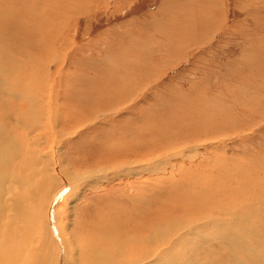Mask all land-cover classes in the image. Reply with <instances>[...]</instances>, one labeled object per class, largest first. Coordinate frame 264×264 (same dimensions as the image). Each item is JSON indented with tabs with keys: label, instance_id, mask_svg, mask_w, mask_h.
<instances>
[{
	"label": "rangeland",
	"instance_id": "1",
	"mask_svg": "<svg viewBox=\"0 0 264 264\" xmlns=\"http://www.w3.org/2000/svg\"><path fill=\"white\" fill-rule=\"evenodd\" d=\"M6 1L0 0V59L24 86L34 71L24 64L45 58L49 69L33 97L53 114H69L55 124L37 100L38 112L29 113L33 135L24 138L57 178V190L64 185L52 192L51 217L68 238L89 227L84 237L93 244L95 226L115 235L169 223L177 229L174 260L187 263L193 251V264H241L238 253L264 234V0H31L27 7ZM2 74L0 104H8L25 93ZM122 90L124 99L108 108ZM13 179L5 180L9 200ZM34 209L38 233L47 209ZM20 223L8 239L15 251ZM76 239L67 253L81 259L92 245L84 250L82 235ZM110 253L106 264L121 263L117 256L110 262Z\"/></svg>",
	"mask_w": 264,
	"mask_h": 264
},
{
	"label": "bare ground",
	"instance_id": "2",
	"mask_svg": "<svg viewBox=\"0 0 264 264\" xmlns=\"http://www.w3.org/2000/svg\"><path fill=\"white\" fill-rule=\"evenodd\" d=\"M23 2L25 4L24 5L25 7H27V4H33L31 0H27V1L23 0ZM8 3H10V2L8 1ZM17 3H19V2H17ZM70 3L72 4L73 2H70ZM7 4H6V6H7ZM77 4H75V5L78 6ZM1 5H2V3H1ZM11 7H12V5H11ZM15 9H17V7ZM74 10H76V9H74ZM62 20H64V19H62ZM71 20H72V17H71ZM61 26H62V24H61ZM64 29H66V28H64ZM61 43H63V42H61ZM54 51H56V50H54ZM54 51L52 53V57L56 61V60H58L59 55L57 53L54 54ZM19 56H20V54H19ZM37 57L32 60L33 62L32 61L29 63L26 62V64H24V65L32 66L33 70H34L33 72H30V71H29V73L27 72V74L30 76V81H27L26 84H24V86L19 84L20 81L19 82L17 81L18 75H19L17 73V71H16V76H15L16 79H15L13 77L12 73L9 72L7 70V68L5 67V64H4V61L2 60V58L0 59V72L5 73L7 75V77H9V81L12 84L15 83L14 86H15L16 91L21 90L25 93V94H23L22 97L18 98V96L16 95L19 93L18 92L15 94L17 96V98H14V96H15L14 95L13 96L14 100L12 102L10 101L8 104H6L7 102L5 104H3L4 102H2L0 104V235L2 236L1 238L3 240L0 244V264H106L105 261L107 262L108 257H109V255L107 254L108 252L109 253L111 252L110 254H112L111 259L109 258V260H111L110 262L113 263L114 261L112 259L116 258V256L119 257L121 260V263H115L114 262L113 264H191L192 261L194 262V257H193L194 255H192L193 251L190 252L191 255L188 257L189 260H187L188 261L187 263H182L181 258H177V261H176V259L174 260V258H175L174 253L175 252L174 253L171 252V250L174 249V247H175V245H174L175 243H173L172 233L177 232V229L175 231H173V229L175 227L173 224H172L173 226L169 225V223L168 224L161 223L162 224L161 226H149V227H144V226H142L144 224H141L136 229V231L131 233V234H124V230H123V232H121V231L115 232V235L111 234L112 232H109L106 229L107 226L102 224L103 228L101 227L100 228L101 230L99 229L98 233H97L96 229L99 226H95V229H94L95 233L93 236L94 237L93 244H91L92 243L91 236L87 235L84 237V235L86 234L87 231H89L90 228L89 227H87V228L82 227L83 229H81V231L79 232L80 233L79 235H82V237H83V240L80 239V241H83V243L81 242L82 246L84 245L82 249L85 250L84 247L91 246V245H92L91 248L93 247V249L88 248V250H87V248H86V250L83 251V253L81 250L79 253L80 256L83 254V256H82L83 258H81V259L78 258V255L76 253H73L74 258L72 257V255H71V257L68 256L67 252L69 251V247H70L69 243L72 241L73 242L76 241L77 240L76 238H79V235L76 234L77 235L76 237H73L71 235L70 239H69L68 236L66 235V233L64 232V227L62 226V224H58L59 223L58 217H56V216H54V218L51 217L52 216L51 215V206H53L55 204V201H56L55 198L57 196L56 195L57 193L52 194V192L54 190L58 193L61 192V190H63L61 187H63L64 185L60 186L59 189L57 190L58 185H59L56 182L57 178L52 175L53 173L52 174H50L51 172L49 173L48 168L45 166L46 163H42L41 159L40 158L38 159L36 157V151L37 150L35 149V147H34V150H36V151H34L32 154L30 149H29L30 148L29 146H31V145H28L25 142L26 140H24V138H25L29 141L28 138H30L33 135L32 133L34 131L33 126L31 125V122H30L29 113L38 112L37 109L41 105L40 107L42 109L41 108L40 109L43 111L44 114H46V108H47L46 106L49 105V103H48L45 106V104H44L45 102L42 103V100L40 103L41 98L39 99V98L33 97V93H35L33 91H35V89H36L35 88L36 82L41 81L42 75H46L47 71L49 69L47 64L45 62H43V60L45 58L41 59L42 56H40V58L38 59ZM20 64H21V62H20ZM24 69H25V71H27L26 67H24ZM16 70H17V68H16ZM22 71L23 70H21V72ZM5 74H2V75H5ZM22 74H24V73H22ZM47 80H49V79H47ZM41 82H39L40 87L42 85ZM0 89H1V87H0ZM13 89H14V87H13ZM9 90H10V88H9ZM43 91L44 90L41 87L40 92H43ZM105 91H107V89H105ZM13 92H15V90ZM44 94L46 95V93H44ZM44 94H41V95L44 99H46V96ZM112 94L115 96H113V98H111V97L109 98L110 103H109V101L107 102V104L109 105L108 108H115L117 106V104L120 103L124 99V90H122L121 92L120 91L114 92ZM10 97H11V95H10ZM37 97H38V95H37ZM16 100L17 101L22 100L24 102V104L19 106V105H17ZM37 100H39L40 105H36ZM19 104H21V103H19ZM82 108L85 110L84 112L86 114L87 113L86 111L88 110V106H84ZM79 111H81V110H79ZM91 112H94V111H91ZM88 113H90V112H88ZM104 113H106V111H102V112L98 111L97 112V114H103V115H104ZM72 115L73 116H71V119H78L79 121H81L80 120L81 117L78 115V113L72 112ZM88 115H90V114H88ZM52 116H53V118H52ZM44 117H46V115ZM49 117L52 118V121L54 123L56 121L55 124H57V122H58L57 120L58 119L61 120V118H62L61 122L70 120L68 112L66 113V115H64L63 113L60 114L59 112H56V114H53L47 108V118H49ZM37 121H38V119H37ZM38 122L40 125L43 124V123H41V121H38ZM43 127H45V126H43ZM39 130H42V128L41 129L39 128ZM32 140L34 142V145L36 144L35 146L38 147L40 145L36 140L34 141L33 137H32ZM38 140H40V139L38 138ZM35 142H37V143H35ZM120 157H124V155H121ZM43 161H45V160H43ZM41 163L43 164V169L40 168L41 165H39V164H41ZM15 174L17 175V177L19 174H23L24 177H23V179L17 178V177H15ZM8 176H10L11 179L15 178V180L13 179L14 186H15L14 188H13V186H10L8 184L10 186V190H8V191H14L15 192V193L12 192L13 193L12 195H14V197H12L11 200L8 199L10 197V194L7 197H5V195H4L5 190H6L5 189V180H6V177H8ZM8 180H10V179L8 178ZM7 182H9V181H7ZM6 186H7V184H6ZM255 197L256 196H254V198ZM202 201H203V199H202ZM30 202H31V204H30ZM252 202H254V201H252ZM262 202H263V200H262ZM262 202H260V203H262ZM248 204H251V203H248ZM256 204H258V203H256ZM34 206H37L38 210L42 209L44 212H45V207L47 209L46 213L41 214L40 217L38 216L40 218V220L38 219V221L39 222L41 221V223L43 224L42 227L38 230L39 231L38 233L36 232V229L32 228V224H34L33 218H35L37 215V214L36 215L34 214L37 211V209H34ZM209 206H210V204H209ZM252 208H254V207H252ZM8 213H10V215ZM256 214H255V216L258 215V214L257 215ZM258 216H260V215H258ZM3 218H5V220H2ZM20 221L25 222V227L22 228V231L20 232L21 235L20 236L18 235L19 239H20V241L19 240L18 241H19V245H21V248H20V250L15 251L12 248L13 243L8 239L10 236L14 237V234H16V232L21 230V227L19 226V225H21ZM53 222H55V225L57 226V229L59 231H57V229L55 230L53 228V227H55L52 224ZM183 222L185 223V221H183ZM178 223H177V226L183 225V224L181 225ZM83 225H85V224H83ZM186 225H187V229H186L185 233H187V235H184V237H186L187 239L193 238V236L189 235V234L193 233L192 231H190L191 229L189 230V228L191 226L190 223L186 222ZM249 226H251V224ZM27 227H28V230H27ZM247 227H245V228H247ZM178 228H180V227H178ZM182 228H185V227H182ZM198 228H199V226H198ZM252 229H254V228H252ZM103 230H104V233H103ZM112 230H114V229H112ZM262 230L257 235V237L254 235L256 237L255 242L253 241L254 243L250 244L247 251H244V250H242L240 252L238 251L239 256H237V257L241 258V255H244L243 259L241 258L243 260V262H241V264H264V234H263ZM106 232H107V234H109L108 236L105 234ZM261 232H262V235H260ZM127 233H129V232H127ZM227 233H230V232L227 231ZM233 234H234V232H233ZM230 237H232V236L230 235ZM59 239H61V240H59ZM179 239H180V237H179ZM181 239H183V238H181ZM189 239H188V241L190 242ZM221 239H226V238L223 237ZM236 239H239V238H236ZM26 240H28V242ZM242 240H244V239H242ZM259 240L260 241L263 240V241L259 242ZM4 241H6V242H4ZM30 241L32 244H30ZM177 241H179V240H177ZM191 241H192V239H191ZM195 241L196 240L194 239L192 242L195 243ZM204 241H206V239ZM215 241H216V239H215ZM217 241H216V243H218ZM181 242H180V245H182ZM28 243L30 244V250L26 251V248L29 246ZM60 243H63V246H60L61 245ZM232 243H233V241H232ZM196 244L199 245V244H203V243L201 241L200 243H196ZM187 245L190 246L191 244H187ZM187 245H185V248L183 251H185L186 247H188ZM191 246H193V244ZM247 246H248V244H247ZM5 247H7V248L5 249ZM55 248L58 250L54 251ZM89 249H91L92 251H90ZM233 249H231V250H233ZM181 250L182 249L180 248V251ZM187 250H188V248H187ZM204 250H206V249H204ZM233 251H235V250H233ZM230 252H232V251H230ZM182 253H185V252H182ZM182 253H180V254H182ZM180 254L178 256H180ZM106 255H108V257ZM190 257H193V258L190 259ZM184 260H185V258H184ZM193 262H192V264H193ZM216 263H217V261H216Z\"/></svg>",
	"mask_w": 264,
	"mask_h": 264
}]
</instances>
